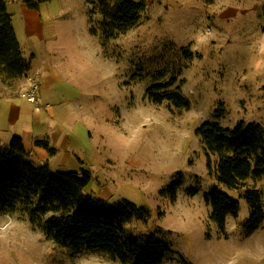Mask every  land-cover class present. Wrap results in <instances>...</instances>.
Listing matches in <instances>:
<instances>
[{
    "label": "rangeland",
    "instance_id": "obj_1",
    "mask_svg": "<svg viewBox=\"0 0 264 264\" xmlns=\"http://www.w3.org/2000/svg\"><path fill=\"white\" fill-rule=\"evenodd\" d=\"M145 3L138 24L114 37L106 35L112 26L103 32L98 0H50L36 10L15 0L9 9L20 38L26 39V25L35 45L44 39L50 47V65L70 86L66 93L80 128L103 156L85 191L146 206V221L124 226L166 241L170 250L160 264H264V221L244 235L248 205L236 191L227 190L240 209L236 218L227 216L225 236L210 219L204 195L217 180L195 132L204 121L233 127L242 120L264 128V0ZM170 80L190 100L189 109L145 95L148 87ZM29 81V75H0V95L17 96L19 107L31 108L23 93ZM0 113V145H6L12 134L4 132L3 102ZM211 159L215 164L217 155ZM179 177L171 201L161 190ZM244 184L260 189L264 202V176ZM189 187L195 194L187 193ZM0 264L120 263L103 252L71 253L47 240L18 209L0 213Z\"/></svg>",
    "mask_w": 264,
    "mask_h": 264
},
{
    "label": "trees",
    "instance_id": "obj_2",
    "mask_svg": "<svg viewBox=\"0 0 264 264\" xmlns=\"http://www.w3.org/2000/svg\"><path fill=\"white\" fill-rule=\"evenodd\" d=\"M28 9H39L50 0H22ZM88 2L92 0H87ZM105 26L117 31L135 27L146 9L145 0H98ZM114 35V36H113ZM30 67L12 24L6 3L0 0V75L5 78L22 76ZM176 80L154 84L145 95L154 103L167 102L176 108L189 109L190 100L183 95ZM217 111V110H216ZM206 158L208 172H214L217 184L204 195L210 206V219L218 232L226 235V218H236L239 199L248 205L243 223L244 235L251 234L264 221L263 194L260 189L246 187L245 180H259L264 176V128L259 123L240 120L233 127H222L217 122L204 121L196 129ZM34 144L49 155L55 149L47 140L37 139ZM217 155L213 164L211 155ZM22 138L13 135L6 145H0V213L23 210L30 223L38 227L47 240L68 248L71 253L103 252L120 264H160L170 248L154 232L135 235L125 228L132 220L146 221L150 210L126 198L109 201L85 191L92 179L89 169L54 171L47 162L35 165L30 159ZM182 179H176L161 194L171 201L177 197ZM227 190H234L238 197ZM189 187L187 193L195 194Z\"/></svg>",
    "mask_w": 264,
    "mask_h": 264
},
{
    "label": "crops",
    "instance_id": "obj_3",
    "mask_svg": "<svg viewBox=\"0 0 264 264\" xmlns=\"http://www.w3.org/2000/svg\"><path fill=\"white\" fill-rule=\"evenodd\" d=\"M4 1L7 11L11 14L23 57L30 64L29 69L23 75H29L30 83L38 72L41 84L38 95L39 104L35 106L29 102L33 105L31 108L19 107L15 103L17 96L0 95V103L3 102L5 105L8 124L4 126L6 136L19 134L26 149L31 153L30 159L33 163L38 165L47 162L54 171L79 170L81 167L91 171L97 164L102 165L103 156L92 142V137L89 132L80 128L82 122L77 115L76 104L66 93V90L70 89L69 84L50 65V57H48L50 47L47 48L44 39H40L38 45H35L30 39L34 31L26 25L22 27L26 30V39L20 38L14 24L13 13L9 9L11 2L15 0ZM37 139L47 140L49 146L56 150L55 153L49 155L44 148L35 145L34 141Z\"/></svg>",
    "mask_w": 264,
    "mask_h": 264
},
{
    "label": "built area",
    "instance_id": "obj_4",
    "mask_svg": "<svg viewBox=\"0 0 264 264\" xmlns=\"http://www.w3.org/2000/svg\"><path fill=\"white\" fill-rule=\"evenodd\" d=\"M40 86L41 84L39 79V73L37 72L32 78L27 90L25 91L26 100L34 104L35 106L39 104L38 95L40 92Z\"/></svg>",
    "mask_w": 264,
    "mask_h": 264
}]
</instances>
